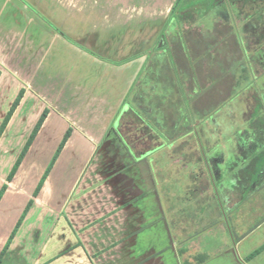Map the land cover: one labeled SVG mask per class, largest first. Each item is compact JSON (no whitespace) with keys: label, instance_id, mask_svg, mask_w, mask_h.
<instances>
[{"label":"crops","instance_id":"crops-1","mask_svg":"<svg viewBox=\"0 0 264 264\" xmlns=\"http://www.w3.org/2000/svg\"><path fill=\"white\" fill-rule=\"evenodd\" d=\"M179 1L0 0V126L21 97L0 150L11 131L29 142L47 113L11 182L19 155L8 166L0 158V256L9 247L1 264H264V144L247 156L249 166L215 167L218 218L207 225L198 209L178 211L198 201L176 196L200 166L179 171L171 152L164 164L160 148L138 154L110 139L141 75L157 69L163 88L172 86L181 53V77H264V0H247L245 19L223 12L220 50L209 56L197 47L210 33L184 37L178 25L187 24L168 25ZM183 1L182 15L201 0ZM197 103L191 108L206 106ZM68 133L55 166H26L34 153H56ZM64 159L77 165L59 167Z\"/></svg>","mask_w":264,"mask_h":264},{"label":"rangeland","instance_id":"rangeland-1","mask_svg":"<svg viewBox=\"0 0 264 264\" xmlns=\"http://www.w3.org/2000/svg\"><path fill=\"white\" fill-rule=\"evenodd\" d=\"M225 11L233 12L234 16L239 20L242 18L245 19L248 11L247 0H229L227 6L225 4V7L221 6V0H217L213 3H210L209 0H201L194 4L188 13L183 14V23H181V25L183 26L184 24V26H186L185 24H187V28L184 27L182 30L181 26L178 25V31H180L179 33L181 34L187 32V35L184 34V37H188V33L193 36V34L199 32V29H204L210 33L212 36L204 39L205 46L197 47V50L201 49V52L206 54L205 56H209L211 51L215 52V50H220V47L218 46V38L220 37L217 36V40L214 37L216 34L215 32L218 33V21L221 20L222 17H226L225 14H223ZM176 37V34L170 35L171 41L174 40L175 42ZM172 46L174 48L176 47L173 44ZM173 47H169L171 53H174ZM188 48L191 49L193 46L189 47L188 45ZM178 49L179 48H177V50ZM183 57L184 55L181 53V57H179L181 59L178 61L177 67L179 68L178 72L180 71L179 74L181 75L186 73L184 69L187 68L185 59L182 61ZM241 57L242 56L240 55L239 58L241 59ZM259 67L262 69V63H259ZM159 68H161L160 64ZM156 70L157 69H152L151 71V67H149V69L141 75L137 89L131 93L129 100L133 106L142 112V114L153 116L151 121L158 126L161 132H170L171 127L166 129L162 125V121L158 122L154 113L161 115V119L171 122H174V118L177 119L175 121H178V115L173 112V114H170V110L168 112H165V110H154L153 113L147 110V108L153 106L152 101L155 97H159L158 95L162 94L164 89L163 86L167 84L166 77H158V79L155 77ZM217 73L218 76L216 75ZM171 80L173 84L172 77L170 82ZM237 82L238 90L236 87L231 88L232 86H236ZM185 89L187 93H192L195 89H199L201 96L196 98V102L206 103V106L200 108L196 112L198 116L200 115V119L202 118L201 124L193 126V131L190 134L176 139L177 136H175V134L170 135V133H168L171 142L172 140H177L171 147H169L166 144L167 141L162 139L158 134L151 133V135H146L140 125H132L129 120L124 121V124L122 125L120 124L118 129L122 130L123 139L126 144L137 151L136 153L138 154L144 153L147 149L156 147L164 151V153L160 154L162 155L161 158H158L164 162V164L167 160L166 153L171 152V156L168 155L169 160L173 161L174 164L179 167V171L185 166L193 168L200 166L201 172H199V174L196 173L195 170L190 173L191 184L189 190H176L177 197H182L184 195L183 193H185V198H194L196 202L198 201L197 203L199 205H197V207L193 205L176 208H178V211L180 212H182V209L184 208L185 211L187 210L191 213H194L195 210L198 209L201 215H205L204 219H206V223L209 225L212 220L218 218L217 194L212 179L213 177L214 180H216L215 167L227 169L229 171V168L235 165L240 167L243 165L247 166L250 161L247 156H249L251 151H255L257 147H261L262 144H264V142L260 140L258 141V137L256 136L257 133L264 134V126L261 125L264 120V77L253 78L248 77L247 75L246 77H240L237 79L232 78L230 72H228L227 75L220 71L211 72L210 76L198 79L197 86L194 84L192 78L187 77ZM233 89L235 93H238L231 96L230 91ZM217 92L218 95H215ZM216 99H218V107L220 110H218L217 114L212 115L214 110L210 109L208 105H211L209 104L210 101L216 102ZM178 103L181 102H177L175 106H178ZM145 110L148 112L146 113ZM179 113L181 114L180 111ZM209 114L212 116L211 119L209 117L205 119L204 117ZM261 117H263V119ZM252 120H254L253 123H251ZM250 123L252 126H250ZM254 127L256 128L257 133L253 134L252 129ZM20 128L21 127H18L17 130L19 131ZM184 130L187 131L188 129L185 128ZM16 135V131L15 133L11 131L5 138V142H3L0 150V158L7 166L8 164L11 165L12 161H15L18 155L20 157L23 154L24 148L28 144V142H22L24 137L22 133L21 135ZM117 135L118 133H111L110 139L114 140V145L118 149L127 150L128 148L121 142V140H119ZM235 138L237 139L236 141ZM62 144L63 142L61 143V146ZM61 146L56 153L55 151L49 150V152L45 153L43 157L40 156V154H32L26 166H37L45 169H49L53 165L55 166L59 160V150L61 149ZM6 148L12 150L11 154L8 156L4 155V150ZM104 148H107L105 144L104 146L101 145L99 147V149ZM149 159L152 158L150 157L146 159V161H149ZM58 164L59 167H64L65 165H77L75 161L72 162L70 159H64L61 162L59 161ZM7 166H5V168H7ZM195 179L197 180V183L195 182ZM195 214L198 213L195 212ZM203 224L205 223H200V226ZM211 244L215 245L216 243L212 242ZM187 258H189V254L184 259Z\"/></svg>","mask_w":264,"mask_h":264},{"label":"trees","instance_id":"trees-1","mask_svg":"<svg viewBox=\"0 0 264 264\" xmlns=\"http://www.w3.org/2000/svg\"><path fill=\"white\" fill-rule=\"evenodd\" d=\"M183 3H184L183 0H180L178 2V4L176 5V7L174 9V14H173L174 16L172 17V19H170V23L168 25H171V23H173V22L175 23V25L183 23V15L181 14L182 9H184ZM163 37H164L163 35L160 36L158 43L156 44V48L161 45V41H162ZM207 38H209V36H207ZM206 45H208V44H206ZM211 52H213V51H211ZM171 65L175 69L174 77H172L173 84H172V80H171L172 86H170L168 88L164 87L162 94L158 95L159 97H155V99L153 100L154 102L152 101L153 106H150V108H147V110H149L152 113L154 112V110H158V111H164L165 110V112H168L170 110V114L173 112L176 115H178V121H175L177 119L174 118V122H171V121H168L165 119H161V117H162L161 115L154 113L156 115V119L158 120V122L162 121L163 122L162 125L166 129H169L171 127L170 132H161L159 130L158 126L153 121H151L153 116H148L147 114H142V112L140 110H138L135 106H133V104L131 103L130 100H128L129 110L126 113V115H124V117L122 118V120L120 122L121 125L124 124V121L129 120V122H131L132 125H134V124L140 125L141 129L146 133V135H151V133H154V134H158L160 137L165 138V140H167V138H169L168 133H170V135L175 134V136H177L176 139H178V138H181L182 136L190 134L193 131L192 127L197 125L198 122H201L202 118L200 119V115L198 116V114L196 113L199 109L198 108H194V109L191 108V104L195 103L196 98L201 96L200 90L195 89L194 91H192V93H187V91L185 89V83L187 82V78L180 76V74L177 70V67H176L177 65L174 61L171 62ZM191 78L194 80V84L197 86L198 79H200V77H191ZM201 78H203V77H201ZM237 79H239V78H237ZM138 81H139V79H138ZM237 86H238V82L236 83V86H232L231 88L236 87L238 90ZM230 92H231L230 93L231 96L236 95L238 93L237 91H236L237 93H235L234 89ZM132 93H133V90H132ZM215 95H218V92ZM20 101H21V97L17 100V102L15 103L13 108L10 110L6 120L4 121V123L1 126V128H0V141L2 139L4 132L6 131V129L8 127V124H9L12 116L14 115V113L16 112V110L20 104ZM215 101L218 102V99H216ZM177 102H181V103H178L179 105L175 106V104ZM213 103H215V102H212V101L209 102V104H213ZM182 106H183V108H182ZM210 109L214 110L212 115H214L215 113L218 112V109H214V108H210ZM147 110H145L146 113L148 112ZM179 111L181 112V114L179 113ZM46 117H47V113L41 119V122L37 126L31 140L28 142L27 146L24 148L23 154L17 160V162L14 166V169L8 178L9 182H11L13 180L14 176L16 175L19 167L21 166L24 158L26 157V154L28 153L29 148L33 144V141L36 138L37 133L39 132L44 120L46 119ZM208 117L209 118L212 117L211 114H209L208 116H206L204 118L206 119ZM205 119H204V121H205ZM185 128H187L188 130L185 131L184 130ZM118 135L120 136L121 142L128 149H130V146L128 144H126V142L123 139V132L121 129L120 130L118 129ZM69 138H70V133H68L65 136V139H64L63 144L61 146V149L59 150V154H60L62 148L65 146V144L69 140ZM175 141H177V140H175ZM150 149H152V148H150ZM6 188L7 187L5 186L0 193V201H1L3 195L6 191ZM8 248L9 247L7 246L0 256V264L3 262V259L6 255L7 251H8ZM203 262H204L203 260H198V263H200V264Z\"/></svg>","mask_w":264,"mask_h":264},{"label":"flooded vegetation","instance_id":"flooded-vegetation-1","mask_svg":"<svg viewBox=\"0 0 264 264\" xmlns=\"http://www.w3.org/2000/svg\"><path fill=\"white\" fill-rule=\"evenodd\" d=\"M253 122H254V120H252V122H251V123H253ZM250 126H252V124H251ZM253 126H254V125H253ZM252 131H253V134H254V133H257V131H256V128H255V127L252 129Z\"/></svg>","mask_w":264,"mask_h":264}]
</instances>
